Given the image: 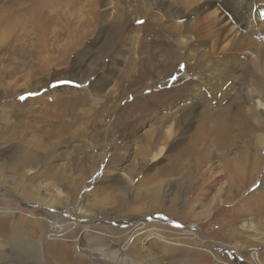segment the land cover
I'll return each mask as SVG.
<instances>
[{
	"label": "rangeland",
	"instance_id": "1",
	"mask_svg": "<svg viewBox=\"0 0 264 264\" xmlns=\"http://www.w3.org/2000/svg\"><path fill=\"white\" fill-rule=\"evenodd\" d=\"M206 1L0 0L1 264H264V0Z\"/></svg>",
	"mask_w": 264,
	"mask_h": 264
},
{
	"label": "bare ground",
	"instance_id": "2",
	"mask_svg": "<svg viewBox=\"0 0 264 264\" xmlns=\"http://www.w3.org/2000/svg\"><path fill=\"white\" fill-rule=\"evenodd\" d=\"M10 1V0H9ZM211 1H215V2H220L221 4H223V6H225L226 8L227 7H230V6H234V11L237 12L238 16H242V21L245 23V25L247 26H250L251 25V19H250V15L252 14L251 11L247 10V13H244L242 10L243 7H245L244 5L245 4H249L250 7L252 8V3L250 2V0H209V1H206L207 3H210ZM13 3V2H12ZM15 3V2H14ZM21 4V3H20ZM242 7V8H241ZM250 7H246V8H249ZM19 8V7H18ZM245 8V9H246ZM229 9V8H228ZM240 9V11H239ZM219 13H222L221 11ZM229 14V13H228ZM235 15V14H234ZM18 17V16H17ZM5 19V18H4ZM17 20V19H16ZM19 21V20H18ZM120 31H115V35H114V38L117 37V34L119 33ZM120 34V33H119ZM110 35V34H108ZM107 37V36H106ZM113 37H109L106 42H105V46H103V49L101 50V53L100 55L103 56V54H105V50L106 48H111L113 46V42L112 39ZM242 42V41H241ZM111 50V49H110ZM106 56V55H105ZM98 58V57H97ZM178 62H181L182 61V58L179 57L178 58ZM93 65V64H92ZM179 65V63H178ZM95 73V72H94ZM107 75V74H106ZM63 78H67V76H64ZM107 78V76L104 77V79ZM106 80V79H105ZM81 83L84 82L83 81H80ZM99 82H102V80H100ZM249 93V92H248ZM249 97V96H248ZM253 103H254V108L256 109H262L264 110V99H261V98H254L253 99ZM218 145L222 148V149H225L227 148V144H228V141L226 139H223L222 141L220 140L219 142H217ZM216 143V144H217ZM223 157H222V160H223V164H224V169H225V177L227 176V178H229V176L235 172V168H233L234 170L231 171L230 169V163H229V160L226 156V152L225 150H223ZM191 153L190 151H183L182 154H184V156H190ZM244 160V159H243ZM247 160V158H246ZM244 163H245V160H244ZM248 164V163H247ZM98 167V166H97ZM230 169V170H229ZM229 170V171H228ZM104 171V170H103ZM255 172V171H254ZM104 177V176H103ZM228 180V179H226ZM131 181H128V180H124L122 179V184H123V188L125 190V193L127 192V190L129 189V184H130ZM56 210H60V212H64L66 211L65 209L63 208H56ZM78 211H80V208L77 209ZM60 214L58 215L57 218H60L59 217ZM66 216V215H65ZM63 219V218H62ZM60 220V219H59ZM62 226V224H61ZM144 224L141 226L143 227ZM41 244V243H40ZM94 244V243H93ZM23 245V251L25 252H34V254H36V258L34 257V259L32 260V264H46L44 259H43V255H42V250H40V248H42V244L39 248H37V246L32 243V244H22ZM82 253H84L85 256H87L89 258V261L91 264H114V261H118L120 258H121V255L119 252H115L116 254L114 255H111L110 253H107L105 252L107 250V248H101L100 247H89V246H83V247H80L79 249ZM113 252V251H112ZM113 258V259H112ZM115 258V260H114ZM31 260V259H30ZM4 261H7V260H4ZM252 262V261H251ZM3 263L1 262V259H0V264ZM8 264H11V263H8ZM254 264V263H252Z\"/></svg>",
	"mask_w": 264,
	"mask_h": 264
},
{
	"label": "snow or ice",
	"instance_id": "3",
	"mask_svg": "<svg viewBox=\"0 0 264 264\" xmlns=\"http://www.w3.org/2000/svg\"><path fill=\"white\" fill-rule=\"evenodd\" d=\"M23 99V97H21Z\"/></svg>",
	"mask_w": 264,
	"mask_h": 264
}]
</instances>
